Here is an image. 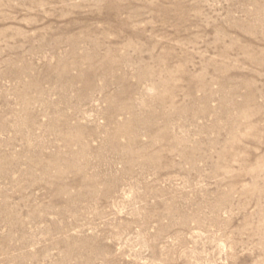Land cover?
I'll return each instance as SVG.
<instances>
[{
    "label": "rangeland",
    "instance_id": "1",
    "mask_svg": "<svg viewBox=\"0 0 264 264\" xmlns=\"http://www.w3.org/2000/svg\"><path fill=\"white\" fill-rule=\"evenodd\" d=\"M0 264H264V0H0Z\"/></svg>",
    "mask_w": 264,
    "mask_h": 264
}]
</instances>
